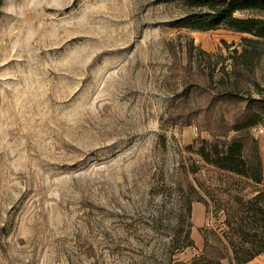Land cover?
<instances>
[{
    "label": "rangeland",
    "instance_id": "1",
    "mask_svg": "<svg viewBox=\"0 0 264 264\" xmlns=\"http://www.w3.org/2000/svg\"><path fill=\"white\" fill-rule=\"evenodd\" d=\"M187 1L0 0V264H187L255 194L188 151L208 138L178 104L186 77L205 86L188 47L225 57L246 35L172 27Z\"/></svg>",
    "mask_w": 264,
    "mask_h": 264
},
{
    "label": "trees",
    "instance_id": "2",
    "mask_svg": "<svg viewBox=\"0 0 264 264\" xmlns=\"http://www.w3.org/2000/svg\"><path fill=\"white\" fill-rule=\"evenodd\" d=\"M186 6L189 11L172 27L198 32L226 29L246 35L241 38V51L228 50L225 57L190 43L187 53L196 51V66L205 86L198 84L197 75L186 77L187 83L177 94L178 104L187 110L190 123L186 125L194 124L198 133L205 132L208 138L197 135L188 151L217 173L235 177V184L257 186L252 197L237 198V207L224 208V230L199 228L202 249L187 264H245L264 254V171L253 133L255 128L264 127V86L260 87L256 77L264 56V0H188ZM243 13L250 15L237 16ZM196 98H203V104ZM198 172V166L190 171L193 175ZM209 190L205 180L196 179L190 185L189 204L202 203L208 212L206 196L213 198ZM185 237L186 245L192 244L189 231Z\"/></svg>",
    "mask_w": 264,
    "mask_h": 264
},
{
    "label": "crops",
    "instance_id": "3",
    "mask_svg": "<svg viewBox=\"0 0 264 264\" xmlns=\"http://www.w3.org/2000/svg\"><path fill=\"white\" fill-rule=\"evenodd\" d=\"M259 143V150L261 156V166L264 171V135H256ZM194 214L196 213L197 219H200L201 216H204V207L197 203L193 206ZM245 264H264V254H260L253 258L252 260L246 262Z\"/></svg>",
    "mask_w": 264,
    "mask_h": 264
},
{
    "label": "built area",
    "instance_id": "4",
    "mask_svg": "<svg viewBox=\"0 0 264 264\" xmlns=\"http://www.w3.org/2000/svg\"><path fill=\"white\" fill-rule=\"evenodd\" d=\"M258 133L263 134L264 133V128L259 127L258 128Z\"/></svg>",
    "mask_w": 264,
    "mask_h": 264
}]
</instances>
